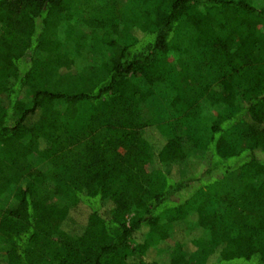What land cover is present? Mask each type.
I'll use <instances>...</instances> for the list:
<instances>
[{
	"label": "trees",
	"instance_id": "16d2710c",
	"mask_svg": "<svg viewBox=\"0 0 264 264\" xmlns=\"http://www.w3.org/2000/svg\"><path fill=\"white\" fill-rule=\"evenodd\" d=\"M0 264H264V0H0Z\"/></svg>",
	"mask_w": 264,
	"mask_h": 264
},
{
	"label": "rangeland",
	"instance_id": "374dc122",
	"mask_svg": "<svg viewBox=\"0 0 264 264\" xmlns=\"http://www.w3.org/2000/svg\"><path fill=\"white\" fill-rule=\"evenodd\" d=\"M239 158H234L228 161V164L234 165L237 164ZM79 215L86 218L88 212L86 210L76 211ZM191 221H196V216L191 217ZM193 234L190 232L189 224L188 223H181L177 227L175 226L173 231V238L180 240L182 242L189 241L192 238Z\"/></svg>",
	"mask_w": 264,
	"mask_h": 264
}]
</instances>
